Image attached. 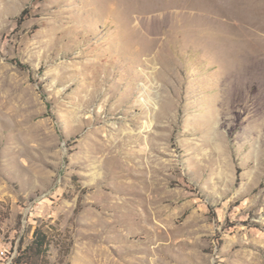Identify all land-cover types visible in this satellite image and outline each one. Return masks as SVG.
Listing matches in <instances>:
<instances>
[{
    "label": "rangeland",
    "instance_id": "374dc122",
    "mask_svg": "<svg viewBox=\"0 0 264 264\" xmlns=\"http://www.w3.org/2000/svg\"><path fill=\"white\" fill-rule=\"evenodd\" d=\"M37 227L47 264H264V0H0V251Z\"/></svg>",
    "mask_w": 264,
    "mask_h": 264
},
{
    "label": "trees",
    "instance_id": "16d2710c",
    "mask_svg": "<svg viewBox=\"0 0 264 264\" xmlns=\"http://www.w3.org/2000/svg\"><path fill=\"white\" fill-rule=\"evenodd\" d=\"M16 65L21 69H29L26 64L15 60ZM239 172V169H238ZM51 239L40 227H37L33 234L31 243L19 252L16 257L17 264H47V251L49 249ZM40 258L41 261H37Z\"/></svg>",
    "mask_w": 264,
    "mask_h": 264
},
{
    "label": "built area",
    "instance_id": "2783aa9c",
    "mask_svg": "<svg viewBox=\"0 0 264 264\" xmlns=\"http://www.w3.org/2000/svg\"><path fill=\"white\" fill-rule=\"evenodd\" d=\"M12 249H18V248L10 247V249H2L0 251L4 264H17L16 257H12Z\"/></svg>",
    "mask_w": 264,
    "mask_h": 264
},
{
    "label": "bare ground",
    "instance_id": "6f19581e",
    "mask_svg": "<svg viewBox=\"0 0 264 264\" xmlns=\"http://www.w3.org/2000/svg\"><path fill=\"white\" fill-rule=\"evenodd\" d=\"M215 127V126H214ZM213 130V129H212ZM215 131V130H214ZM18 249H12V257H17Z\"/></svg>",
    "mask_w": 264,
    "mask_h": 264
}]
</instances>
